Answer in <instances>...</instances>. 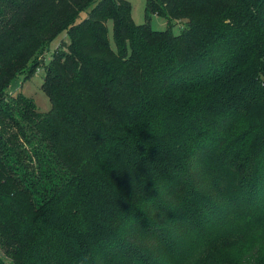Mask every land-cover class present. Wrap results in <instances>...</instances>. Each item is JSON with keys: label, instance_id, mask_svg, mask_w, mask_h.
<instances>
[{"label": "trees", "instance_id": "16d2710c", "mask_svg": "<svg viewBox=\"0 0 264 264\" xmlns=\"http://www.w3.org/2000/svg\"><path fill=\"white\" fill-rule=\"evenodd\" d=\"M146 8L0 0V264H264V0Z\"/></svg>", "mask_w": 264, "mask_h": 264}, {"label": "rangeland", "instance_id": "374dc122", "mask_svg": "<svg viewBox=\"0 0 264 264\" xmlns=\"http://www.w3.org/2000/svg\"><path fill=\"white\" fill-rule=\"evenodd\" d=\"M98 1V0H97ZM132 5V17L135 23L143 24L148 22L146 15V2L147 0H129ZM87 16L84 12L81 14L80 19ZM151 27L156 30H165L168 28V19L157 14H152L149 18ZM186 26L185 21H173L170 26L174 34H179L182 29ZM111 28V27H110ZM63 43L62 47H66L69 43V36L67 32H63L58 38H56L49 46L48 51L44 54V61L42 65L35 71V73L29 78L25 79L23 75H19L12 81L8 87V93L13 95H18L19 93L32 98L37 105L40 112H47L51 109V102L42 89V84L44 81V76L46 73V66L50 61L52 53L57 50L59 45Z\"/></svg>", "mask_w": 264, "mask_h": 264}]
</instances>
